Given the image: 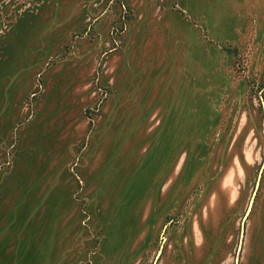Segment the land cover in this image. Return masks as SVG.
Wrapping results in <instances>:
<instances>
[{"label": "rangeland", "instance_id": "374dc122", "mask_svg": "<svg viewBox=\"0 0 264 264\" xmlns=\"http://www.w3.org/2000/svg\"><path fill=\"white\" fill-rule=\"evenodd\" d=\"M242 227L264 264V0H0V264H235Z\"/></svg>", "mask_w": 264, "mask_h": 264}, {"label": "water", "instance_id": "95a60500", "mask_svg": "<svg viewBox=\"0 0 264 264\" xmlns=\"http://www.w3.org/2000/svg\"><path fill=\"white\" fill-rule=\"evenodd\" d=\"M250 208V207H249ZM243 227L241 228V233H240V239H239V246H238V249H237V256H236V259H235V264H238L239 262V254H240V250H241V244L243 242Z\"/></svg>", "mask_w": 264, "mask_h": 264}]
</instances>
